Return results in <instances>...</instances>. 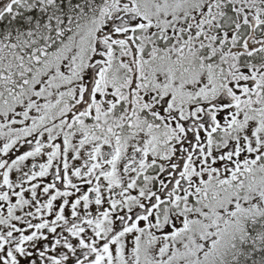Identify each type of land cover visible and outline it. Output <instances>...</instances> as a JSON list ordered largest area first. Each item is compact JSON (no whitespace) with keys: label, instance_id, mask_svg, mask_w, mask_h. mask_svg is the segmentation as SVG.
<instances>
[{"label":"snow or ice","instance_id":"obj_1","mask_svg":"<svg viewBox=\"0 0 264 264\" xmlns=\"http://www.w3.org/2000/svg\"><path fill=\"white\" fill-rule=\"evenodd\" d=\"M0 264H264V0H0Z\"/></svg>","mask_w":264,"mask_h":264}]
</instances>
